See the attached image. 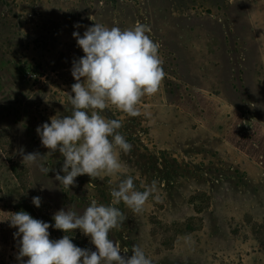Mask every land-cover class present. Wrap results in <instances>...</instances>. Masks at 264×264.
I'll list each match as a JSON object with an SVG mask.
<instances>
[{
  "label": "rangeland",
  "instance_id": "1",
  "mask_svg": "<svg viewBox=\"0 0 264 264\" xmlns=\"http://www.w3.org/2000/svg\"><path fill=\"white\" fill-rule=\"evenodd\" d=\"M263 18L264 0H0V219L26 209L54 223L61 208L110 202L123 177L79 175L64 191L58 151L46 175L24 167L19 149L47 154L37 126L71 112L72 62L84 55L74 31L145 24L159 45V89L139 116L101 115L122 122L132 148L119 158L137 189L156 182L159 199L139 214L117 205L126 220L109 238L125 256L139 245L153 264H264V24L260 34L253 25ZM15 231L0 223V264H19ZM67 235L95 251L79 229Z\"/></svg>",
  "mask_w": 264,
  "mask_h": 264
},
{
  "label": "clouds",
  "instance_id": "2",
  "mask_svg": "<svg viewBox=\"0 0 264 264\" xmlns=\"http://www.w3.org/2000/svg\"><path fill=\"white\" fill-rule=\"evenodd\" d=\"M79 27V23L74 25V28ZM149 31L145 24L121 29L95 22L83 35L73 32L84 55L72 62L71 75L76 82L68 93L71 112L50 117V123L37 126L41 145L48 153H25L20 148L21 163L48 175L54 169L47 165L46 157L58 151L63 164L55 180L64 191L75 185L79 175L87 174L93 180L102 181L105 177L123 178L115 186L109 185L108 204L89 198L82 213L71 207L55 212L54 223L34 218L24 210L0 219V223L8 222L9 227L16 229L13 236L18 238L16 258L19 264H153L139 245L133 244L132 254L125 256L121 255L120 245L109 238L110 232L126 220L117 205L123 204L139 214L150 196L157 200L159 197L155 181L143 190L137 189L134 177L127 174L119 158L120 153L127 154L132 148L119 131L122 122L101 115L106 109L115 107L129 117L139 116L140 100L157 93L164 72L158 55L159 45L147 34ZM32 204L40 207L41 198L32 197ZM50 227L62 230L65 235L50 239ZM76 229L95 246V251L72 242L67 233ZM128 251L123 250L124 253ZM25 257L28 259L24 260Z\"/></svg>",
  "mask_w": 264,
  "mask_h": 264
},
{
  "label": "crops",
  "instance_id": "3",
  "mask_svg": "<svg viewBox=\"0 0 264 264\" xmlns=\"http://www.w3.org/2000/svg\"><path fill=\"white\" fill-rule=\"evenodd\" d=\"M258 23H259L258 25H256V23H253V25H254V28H255V32L256 33L259 32V34H260L261 31L258 29V27H261L262 23L264 24V18L262 20L258 21Z\"/></svg>",
  "mask_w": 264,
  "mask_h": 264
},
{
  "label": "trees",
  "instance_id": "4",
  "mask_svg": "<svg viewBox=\"0 0 264 264\" xmlns=\"http://www.w3.org/2000/svg\"><path fill=\"white\" fill-rule=\"evenodd\" d=\"M25 211H27V210L25 209Z\"/></svg>",
  "mask_w": 264,
  "mask_h": 264
}]
</instances>
